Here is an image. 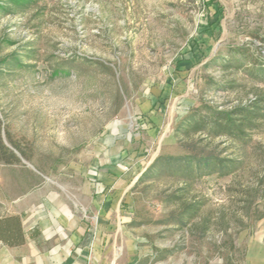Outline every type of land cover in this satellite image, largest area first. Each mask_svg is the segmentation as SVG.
Here are the masks:
<instances>
[{
    "label": "rangeland",
    "instance_id": "1",
    "mask_svg": "<svg viewBox=\"0 0 264 264\" xmlns=\"http://www.w3.org/2000/svg\"><path fill=\"white\" fill-rule=\"evenodd\" d=\"M260 98L264 0H0V143L19 159L0 161V217L62 202L98 232L84 206L100 196L119 203L114 264H247L264 242V117L239 139L192 127ZM184 144L239 168L149 172Z\"/></svg>",
    "mask_w": 264,
    "mask_h": 264
},
{
    "label": "crops",
    "instance_id": "2",
    "mask_svg": "<svg viewBox=\"0 0 264 264\" xmlns=\"http://www.w3.org/2000/svg\"><path fill=\"white\" fill-rule=\"evenodd\" d=\"M118 208L115 200L100 196L90 206H84V212L96 214L98 232L89 228L75 208L62 202L54 203L52 215L47 213L37 220L27 211L25 217L10 214L21 218L24 242L11 247L0 242L4 247L0 264H114L124 254L118 253L116 246H110L105 232L110 228V215L119 213ZM54 223L57 224L53 226ZM247 252V264H264V242H250ZM137 263V257H129V264Z\"/></svg>",
    "mask_w": 264,
    "mask_h": 264
},
{
    "label": "trees",
    "instance_id": "3",
    "mask_svg": "<svg viewBox=\"0 0 264 264\" xmlns=\"http://www.w3.org/2000/svg\"><path fill=\"white\" fill-rule=\"evenodd\" d=\"M263 117L264 98H260L256 102L241 105V107L227 113L214 112L209 120L206 119L203 122L194 124L192 130L201 131L207 126L215 135H226L239 139L242 138L246 130L253 126V123L257 124V121ZM184 149L188 151V155L170 157L169 159L158 158L151 166L149 172L162 174L168 170L169 173H174L190 180L193 176L229 175V173H233L239 168V162L236 159L229 156L222 157V154L211 152L203 147L197 150L195 144H184ZM0 161L11 164L19 161V159L9 147L0 143ZM259 197L261 199L260 205L264 208V190ZM197 209L196 205L186 204L183 208V214H190V216L186 218L187 221L186 219L181 220L180 224L186 227L191 217L198 212ZM0 242L10 247L23 244L24 230L22 229V220L19 216L13 215L0 218Z\"/></svg>",
    "mask_w": 264,
    "mask_h": 264
}]
</instances>
